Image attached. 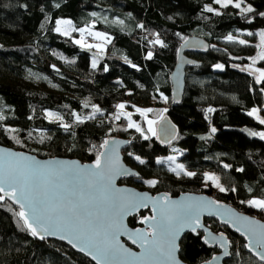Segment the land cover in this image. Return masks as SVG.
<instances>
[{"label": "trees", "instance_id": "16d2710c", "mask_svg": "<svg viewBox=\"0 0 264 264\" xmlns=\"http://www.w3.org/2000/svg\"><path fill=\"white\" fill-rule=\"evenodd\" d=\"M244 3L253 8L246 17L232 7L219 9L221 15L203 11L205 5L214 6L213 0H0V115L4 116L0 146L39 159L92 163L104 140H127L122 159L138 178L120 184L152 195L205 194L264 221V211L241 203L264 199V140L245 132L264 131L247 115L252 108L264 114V82L258 84L232 66L245 67L246 58L255 53V34L264 31L260 15L264 0ZM57 20H70L72 28H88L109 37L104 55L73 43L81 38L79 31L67 36L56 33ZM229 35L247 43L229 41ZM189 37L205 40L208 51L189 55L200 65L185 70L182 100L173 105L168 77L177 48ZM156 39L165 46L153 43ZM91 56L96 60L93 70ZM217 64L223 66L221 70ZM256 68L264 70V60ZM84 101L89 102L87 108ZM121 103L125 108L167 104L165 116L177 130L175 140L163 146L153 137L144 139L131 129L125 131V119L114 118L115 106ZM92 105L103 115L76 122L72 113L85 118L92 114ZM45 111L58 114L62 121L47 122ZM62 124L69 125L68 129ZM9 128L18 131H6ZM171 148L180 153L175 161L194 176H177L157 163L171 155ZM205 172L217 174L226 191L206 185ZM146 180L157 183L150 187ZM14 211L8 202H0V264H92L60 242L34 238L18 225ZM147 215L146 211L130 217L127 225L135 228ZM203 224L227 238L230 256L223 264H260L245 252L241 237L214 220ZM216 252L201 242L200 233L185 234L178 258L184 264H202Z\"/></svg>", "mask_w": 264, "mask_h": 264}, {"label": "snow or ice", "instance_id": "6c2138e0", "mask_svg": "<svg viewBox=\"0 0 264 264\" xmlns=\"http://www.w3.org/2000/svg\"><path fill=\"white\" fill-rule=\"evenodd\" d=\"M213 3L222 9H227L229 6L239 9L242 17L253 12L251 6H242L244 0H213ZM203 11L221 15L220 11L209 5H205ZM260 15L264 16V13ZM248 22L251 23L250 20ZM71 23L70 20H57L55 31L61 35H69V31L62 30L61 26L67 25L71 28ZM71 31L81 33V39L74 40L73 43L82 48L96 47L102 50L99 45L85 43L83 38L85 32L94 38L104 39L105 42L110 40L104 34L93 33L88 28H71ZM247 34L253 35L251 32ZM259 36L258 47L262 50L258 52L257 57L252 58L253 64L257 59L264 60V32H260ZM227 40L232 41L233 36L229 35ZM153 43L161 47L165 46L160 39H156ZM238 43L244 45L247 42L239 40ZM151 57L152 53L149 52L147 58L151 59ZM92 66L93 68L96 66L95 59ZM222 67L220 64L216 65V68ZM252 71L259 72L256 83L264 82V70L252 69ZM161 99L167 98L161 96ZM83 106L87 108L89 102L84 101ZM115 107L116 120H120L123 115L128 122L127 128H134L144 139H149L140 124L132 120L131 114L123 112L125 104H117ZM135 111L144 118L148 125L147 131L155 135L153 125L156 121L147 118L148 113L153 110L136 108ZM97 113L103 115L100 108L92 105L91 115L85 118L78 116L75 112L72 115L75 116L76 122L83 123L84 119H95ZM247 114L257 119L259 124L264 125V119L258 115L257 109L253 108ZM46 115L60 119L53 113H46ZM3 119L4 116L0 115V121ZM62 127L67 130L69 125L62 124ZM127 128L124 130L126 131ZM6 131L18 130L9 128ZM212 131L215 132V129L213 128ZM249 134L264 140V131H252ZM110 144L113 146L109 147ZM117 146L118 142L104 140L99 147L105 151L99 152L91 165H80L77 162L65 160L40 161L35 157L0 150V202L7 199L12 205L18 206L19 210L13 213L18 218V225L33 237L39 236L43 239L46 235L61 233V239H68L73 247L91 256L96 264H179L176 258V253L179 251L176 241L180 233L185 228L195 232L201 227L200 214L203 211H208L210 215L218 214L223 206L214 200H205L202 197H185L179 201H173L167 194L148 197L146 193L117 188L115 181L118 177L138 175L119 164V158L116 155ZM129 155L132 154L129 153ZM135 159L141 164L144 163L140 157ZM168 160L172 161L174 158L168 157ZM157 163L162 161L158 160ZM176 169H179L177 175L180 172L188 177L195 175L193 172L185 171L182 165H177ZM176 169L170 170L176 171ZM205 181H211L212 186L218 188L220 192L226 191L216 176L206 174ZM144 183L154 187L157 181L146 180ZM231 191L235 192L236 189L232 188ZM241 203H247L249 207L264 211V199L252 198ZM149 204H151L152 214L142 216L139 220V223L145 227L128 230L124 224L125 218L133 215L140 208H147ZM225 212L236 222L233 226H236L237 231H240L247 240L244 246L257 259L264 262V224H259L246 216H237L229 209H225ZM121 236H127L141 249V252L137 254L124 248L119 242ZM220 240L222 247L227 244L222 234ZM227 254L225 248V255Z\"/></svg>", "mask_w": 264, "mask_h": 264}, {"label": "water", "instance_id": "95a60500", "mask_svg": "<svg viewBox=\"0 0 264 264\" xmlns=\"http://www.w3.org/2000/svg\"><path fill=\"white\" fill-rule=\"evenodd\" d=\"M187 42V43H185ZM208 51V43L198 37H189L187 39H185L177 48L176 51V56H175V62L174 65L172 67V70L169 74L168 77V82H169V88H170V100L171 103L173 105H178L180 104L181 100H182V95H183V91H184V80H185V70L186 69H191V68H197L199 67L200 63L190 57L191 55H204L206 54ZM190 55V56H189ZM177 135V130L175 128V126L169 121V119L164 116L160 122H158V124L156 125V130H155V140L158 144L160 145H168L170 143H172ZM110 142L111 141H115L118 142V146L116 147V155L119 158V164L123 167L126 168L128 170H130L133 173H137L132 167L126 165L123 162L122 159V155L121 152L122 150H124L126 147L129 146V141L127 140H123V139H107ZM113 145H109V147H112ZM0 150H5V151H9V152H15L18 154H23L26 156H31V157H35L32 154L29 153H25L22 151H16L13 150L11 148L8 147H4V146H0ZM105 151V149H100L99 152ZM37 160L40 161H47V160H65V161H69V162H77L80 165H91L92 163H83L80 162L77 159H68V158H59V157H53V158H47V159H39L37 157H35ZM138 175H127V176H120L116 179L115 181V186L117 188H121V189H127L130 192H137V193H146L148 195V197H159L161 195H165L164 193H158V194H150L147 191H141L133 186H129V185H123L120 184L121 181L124 180H129V179H137ZM168 197L170 198V200L173 201H179L182 198L185 197H196V198H204L205 200H213L212 197H209L205 194H195V193H181L178 194L177 196L171 197L168 195ZM6 202H8L10 205L11 202L8 201L7 199H5ZM218 203V202H217ZM220 205L223 206L222 209H220L218 214H209L208 211H203L200 214V224L201 227L197 228L195 232H193L191 229L189 228H185L181 233L179 238L176 241V244L179 247V242L181 240V238L185 235V234H190L192 236H195L197 233L201 234V242L206 246V247H210V248H215L216 249V254L213 255L208 261L202 263V264H223V262L225 260H227L230 256L229 254V242L227 240V238L223 235L224 239L227 241V244H225L223 247L221 246V234H214L212 233L204 224L203 221L204 220H214L216 221L219 225H221L222 227L226 228L228 231L238 235L239 237L242 238L244 245L247 244V240L244 238L243 235H241L240 231H237L236 226L235 225V221L230 218L227 213L225 212V209H229L232 212H234L237 216H246L249 219L255 220L256 222H258L259 224H264L263 221H260L254 217H251L249 215H246L244 213L238 212L237 210H235L234 208L230 207L229 205L223 204V203H218ZM14 208L17 209V211L19 210L17 205H12ZM148 212L147 216H150L152 214L151 211V204H149V206L147 208H140L137 212H135L133 215L127 216L124 220V224L126 226V228L128 230H133V229H140V228H144L145 225L139 223V226L135 227V228H130L127 225V219H129L130 217H136L138 216L139 213H143V212ZM215 211V210H214ZM227 221V222H225ZM61 233H56L53 235H46L44 236L43 239H41L39 236H36L34 238L38 239V240H51V241H56V242H60L64 245H66L69 249H71L74 253H77L79 255H81L82 257H84L85 259H87L88 261H90L92 264H96V261L89 255H86L85 252L78 250V248L73 247L72 243L69 242L68 239H61L60 238ZM207 241V242H206ZM119 242L121 245H123L124 248H127L129 251L134 252L139 254L141 252V249L134 244L130 239H128L127 236H121L119 237ZM225 248L227 249V255H225ZM244 250L245 252L251 256L254 260H256L258 263L260 264H264V262L260 261L259 259H257L256 256H254L249 250L248 248H246L244 246ZM213 257H216V259H213ZM176 258L179 261V264H184L179 258H178V252L176 253Z\"/></svg>", "mask_w": 264, "mask_h": 264}, {"label": "rangeland", "instance_id": "374dc122", "mask_svg": "<svg viewBox=\"0 0 264 264\" xmlns=\"http://www.w3.org/2000/svg\"><path fill=\"white\" fill-rule=\"evenodd\" d=\"M209 6H211V5H209ZM243 7H247L248 5L247 4H245V3H243V5H242ZM211 7H215L214 9L215 10H217V11H219V9H221L220 7H219V5H217V4H215L214 3V6H211ZM229 7H231V6H229ZM235 9V8H234ZM236 11H237V13H240L239 12V9H236ZM55 28H56V25H55ZM61 28H62V30L63 29H67L68 31H69V33H71L72 31H71V28H72V25H71V28H69V26H67V25H62L61 26ZM54 31H55V29H54ZM91 32H93V33H95V32H97V31H95V30H90ZM56 33H58L57 31H55ZM262 32H264V31H262ZM80 33V32H79ZM260 33V32H259ZM259 33H256L255 34V39H256V42L254 43V47H255V53H254V55H252L251 57H248V58H246L247 59V61H248V63H246L245 65V67H242V65L241 64H239V65H232L234 68H236V69H239V70H242L243 72H245L246 74H248L254 81H256V77L259 75V72H257V71H252V69H257L256 68V64L258 63V62H260V61H262V60H260V59H257V61H256V63L255 64H253L252 63V58H254V57H257V54H258V52H260L262 49L261 48H259L258 47V45H260V36H259ZM58 34H60V33H58ZM81 34V33H80ZM84 34V33H83ZM86 34V35H85ZM85 34L83 35L84 37V41H85V43L86 44H90V43H88L89 41L88 40H86V37L85 36H87V37H89V38H91L92 39V41H95L96 42V45H99L100 46V49H102V50H98V48H96V47H93L94 48V51L98 54V55H104V53H105V48H104V46H105V44L104 43H106L105 42V40L104 39H98V38H94L93 36H91V35H89L88 34V32H85ZM61 35V34H60ZM246 36H248L247 34H245ZM61 36H65V35H61ZM81 39V38H80ZM233 40H235V41H239V40H245V39H243L242 37H240V36H233ZM246 41V40H245ZM91 45H95V43L93 42V44H91ZM93 60H94V58L91 56L90 57V68H91V70H93L94 68H93V66H92V64H93ZM96 61V60H95ZM96 67V66H95ZM217 69H219V70H221L222 68H217ZM136 108H141V109H152L153 111L152 112H150V113H148V119H150V120H154V121H156V123L153 125V128L156 130V125L158 124V122H160V120L166 115L165 113H166V110H167V104H164V103H162V105L161 106H159V107H155V106H153L152 104H149V105H146V106H143V105H135V106H131L130 108H124L123 109V112L124 113H130L131 114V118H132V120L134 121V122H136V123H138V124H140V126L144 129V132H145V135H147L148 137H155V135H153L152 133H149L148 131H147V129H148V125L145 123V120H144V118L143 117H141L140 116V114L139 113H137L136 111H135V109ZM253 109V108H252ZM252 109H250L248 112H250ZM255 109H257V108H255ZM262 109L264 110V95H263V105H262ZM116 112H117V109L115 108V114H116ZM247 112V113H248ZM257 112H258V115L262 118V119H264V114L262 113V112H260V109H257ZM46 113H53V112H49V111H45L44 113H43V117H44V119L47 121V122H50V123H57V122H61L62 121V119H61V117L58 115V114H55V113H53L55 116H58V117H60V119L59 120H57V119H54V118H50L49 116H47L46 115ZM248 115V114H247ZM249 116V115H248ZM121 117L122 118H124L123 117V115H121ZM249 117H251L253 120H255L256 122H258V120L257 119H255L254 117H252V116H249ZM125 122H126V127H127V120L125 119ZM259 123V122H258ZM263 127H264V125H262ZM127 129H131V130H133L134 132H136V130L134 129V128H127ZM245 132H246V134H248L249 136H251V137H255V138H258V139H260L258 136H252V135H250L249 133L251 132V131H249V130H245ZM136 133H138V132H136ZM139 135H141L140 133H138ZM141 137H143V136H141ZM144 138V137H143ZM170 152H171V155L170 156H168V157H173L174 158V160H172V161H170V160H168V157H166V158H163V159H161L160 161H162V164L169 170V171H171L170 169H176V166L177 165H180L178 162H176L175 161V159L180 155V153L179 152H175V150H173L172 148L170 149ZM185 170V169H184ZM186 171V170H185ZM172 173H174L175 175H177V172H179V169H176V171H171ZM213 175V176H216V177H218V175L217 174H214V173H212V172H205L204 173V180H205V175ZM179 175H183V173L182 172H180L179 173ZM179 175H177V176H179ZM185 176V175H184ZM219 178V177H218ZM219 183H220V180H219ZM205 184L206 185H210V186H212V183H211V181H205ZM221 185V184H220ZM134 187V186H133ZM213 187V186H212ZM214 189H216L217 191H219V189L218 188H216V187H213ZM220 192V191H219ZM264 222V221H263Z\"/></svg>", "mask_w": 264, "mask_h": 264}, {"label": "built area", "instance_id": "2783aa9c", "mask_svg": "<svg viewBox=\"0 0 264 264\" xmlns=\"http://www.w3.org/2000/svg\"><path fill=\"white\" fill-rule=\"evenodd\" d=\"M86 40H88V39H86ZM89 41V40H88Z\"/></svg>", "mask_w": 264, "mask_h": 264}]
</instances>
